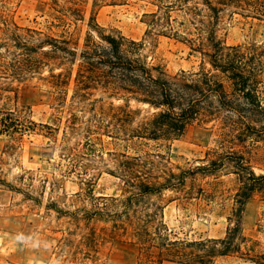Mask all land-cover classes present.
Listing matches in <instances>:
<instances>
[{"label":"rangeland","instance_id":"374dc122","mask_svg":"<svg viewBox=\"0 0 264 264\" xmlns=\"http://www.w3.org/2000/svg\"><path fill=\"white\" fill-rule=\"evenodd\" d=\"M77 2L84 21L69 32L78 49L92 11L100 28L141 41L148 30L143 15L158 9L145 0L116 6L106 0L94 9L93 0ZM51 3L0 0V121L10 115L16 119L10 134L1 132L0 124V264H182V252L194 250L188 244L224 239L238 186L226 159L240 155L256 176L264 175V12L230 8L216 28L226 46L256 57L253 88L260 108L247 106L243 120L223 112L219 120L195 122L173 142L140 141L127 147L94 134L96 125L89 120L120 102L103 99L94 111L71 106L76 65L59 104L49 75L64 69L18 62L23 49L31 54L40 39H60L62 29L50 27ZM172 19L180 21L176 14ZM153 38L143 55L164 74L172 77L201 67L198 55L185 44ZM45 51L35 50L32 56L42 58ZM224 85L230 91L229 83ZM100 97L94 93L91 100ZM130 109L139 111L131 116L133 128L155 112L132 103ZM208 153L225 160L214 176L199 170L207 168ZM130 159L141 180L155 187L169 180L181 185L140 196L135 179L128 183L124 172ZM242 228L255 252L264 254V201L259 195L245 206ZM209 264L249 263L218 257Z\"/></svg>","mask_w":264,"mask_h":264},{"label":"trees","instance_id":"16d2710c","mask_svg":"<svg viewBox=\"0 0 264 264\" xmlns=\"http://www.w3.org/2000/svg\"><path fill=\"white\" fill-rule=\"evenodd\" d=\"M58 1L63 3L58 5ZM104 1L106 0H93V9ZM126 1L111 0L110 5H122ZM145 2L158 9L155 13L143 15L148 30L141 41L100 28L92 11L86 24L84 42L81 49H78L74 33L69 32V29L84 21L79 2L52 0L49 8L53 12L49 14L50 27L62 29L60 39L47 36L40 39L33 51L45 49L42 58H33V51L28 54L23 49L18 62L25 67H31L34 62L38 66L52 63V67L64 69L56 75L51 71L49 75L51 85L56 90L54 101L59 104H63V88L68 87L71 68L76 65L72 79L71 106H90V111H94L103 99L120 102L116 107L110 104L107 113H100L99 117L93 115L89 120L96 125L94 134L123 142L127 147L140 141L173 142L182 138L188 127L195 122L219 120L223 112L243 120L247 106L256 104L260 108L257 92L253 88L259 71L256 57L241 47L226 46L218 38L216 28L224 12L230 8L247 7L257 13L260 9V13H263L264 0ZM173 14L180 21L172 19ZM154 36H165L185 44L191 53L200 58L199 70L192 73L181 72L171 77L151 66L143 55V50L146 43L152 44ZM205 65L210 69L205 70ZM224 81L229 83L230 91L226 90ZM94 93H99L101 97L91 100ZM131 103L146 106L148 110L155 112L149 119L133 128L131 116L139 111H132ZM12 116L10 115L8 121H0L3 127L1 132L11 133V125H16V119L12 120ZM72 120L76 121V118L72 116ZM218 159L214 158V153H208L207 168L201 167L199 170L204 171L205 175L214 176L218 167H223L225 162ZM226 160L232 165L238 186L226 218L228 226L225 238L188 244L186 248L194 250L189 253L182 252L185 257L180 262L182 264H209L218 257L237 258L249 264H264V254L255 252V244L245 236L242 228L247 203L255 195H259L264 201V175L256 176L240 155ZM131 161L133 159L124 166V172L128 183L131 178L135 179L132 184L140 196L153 194L164 187L175 189L176 185H181H172L169 180L155 187V184L143 181L137 176L135 164ZM168 252L171 253L170 250Z\"/></svg>","mask_w":264,"mask_h":264}]
</instances>
